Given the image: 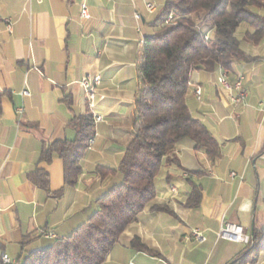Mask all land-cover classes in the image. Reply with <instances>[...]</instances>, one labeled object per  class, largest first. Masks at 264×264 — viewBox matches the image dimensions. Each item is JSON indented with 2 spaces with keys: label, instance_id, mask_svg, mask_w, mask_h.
I'll use <instances>...</instances> for the list:
<instances>
[{
  "label": "crops",
  "instance_id": "0c3cea01",
  "mask_svg": "<svg viewBox=\"0 0 264 264\" xmlns=\"http://www.w3.org/2000/svg\"><path fill=\"white\" fill-rule=\"evenodd\" d=\"M160 2L166 0H0V91L8 93L0 112V260L6 254L12 264H23L31 253L68 237L93 215L96 201L122 182L120 174L102 181L96 169L118 168L133 137L138 61L142 41L158 32L153 23ZM83 5L90 19L81 17ZM242 47L256 60L234 62L228 79L233 84L246 74L245 105H233L231 91L219 82L227 76L222 69L190 76L188 107L218 140L221 157L213 163L205 150H195L193 140H181L180 167L162 168L157 197L104 264H231L247 245L219 238L226 223L264 235V41ZM87 75L101 77L94 108L80 85ZM67 96L72 109L64 102ZM88 109L96 135L77 185L69 187L62 159H39L46 145L75 139L69 122ZM96 116L103 120L96 123ZM36 169L48 173L49 191L29 180ZM189 180L202 188L198 207L187 203ZM154 205L174 214L154 211ZM196 230L204 242L194 237ZM135 238L159 256L134 249ZM253 264H264V251Z\"/></svg>",
  "mask_w": 264,
  "mask_h": 264
},
{
  "label": "trees",
  "instance_id": "16d2710c",
  "mask_svg": "<svg viewBox=\"0 0 264 264\" xmlns=\"http://www.w3.org/2000/svg\"><path fill=\"white\" fill-rule=\"evenodd\" d=\"M153 24L158 32L144 39L138 61L133 137L118 168L96 169L102 181L120 174L122 182L96 201V210L86 223L51 247L31 253L23 264H104L125 230L157 197L155 181L162 168L180 167L176 147L181 140H193L195 150H205L213 163L221 157L218 140L188 107L190 76L194 71L214 72L218 68L230 74L234 62L256 60L242 43L264 41V0H166ZM243 27L247 29L243 31ZM6 94L0 91V112ZM64 102L72 109L71 96ZM68 128L76 132L75 139L46 145L39 162L62 159L65 185L75 187L96 135L95 118L88 109L85 115L75 116ZM28 178L49 191L47 172L36 169ZM189 183L187 203L198 207L202 188L192 180ZM152 209L174 214L165 206L154 205ZM131 246L159 256L139 238L132 240ZM262 251L264 235L255 231L234 264L256 263Z\"/></svg>",
  "mask_w": 264,
  "mask_h": 264
},
{
  "label": "built area",
  "instance_id": "2783aa9c",
  "mask_svg": "<svg viewBox=\"0 0 264 264\" xmlns=\"http://www.w3.org/2000/svg\"><path fill=\"white\" fill-rule=\"evenodd\" d=\"M35 1L41 2L42 0H35ZM147 9L150 13H153L155 11V7L152 3L147 4ZM81 17L84 19H90L91 18L89 9L86 5L82 6ZM137 18H139V17H137ZM172 19L168 23H170L172 21ZM9 26L11 29L12 28L11 21H9ZM142 44H144V40L142 41ZM86 79H94L95 80V88H88L86 86ZM219 80H225V88L228 91H231V94H232L231 99H232L233 105L241 106V105L246 104L247 98L249 96V91L246 87V81H247L246 74H244V73L239 74L233 84H231L229 82L228 74H227V76H221L219 78ZM100 84H101V77L91 76V75L85 76L80 82V85L82 88H88V93H92L93 108L95 107V105L99 101V99H101V97H99V95L96 91L97 87ZM27 94H28L27 92H24V95H27ZM196 94H197L198 100H201V95H202L201 89H198L196 91ZM18 112H19V114H22L23 109H19ZM102 120L103 119L101 117L96 116V123L101 122ZM92 143H93V141L91 142V145H92ZM231 177L232 178L236 177V174L232 173ZM170 191L173 194H175V193H177V188L175 186H170ZM193 235L198 241H200V242L205 241V238L197 230L194 231ZM45 236L48 238H53V239L56 238V235L54 233H46ZM219 238L243 243L247 246L251 243L250 234L246 233L245 230L243 229V227H241L239 225L231 224V223H226L224 225V227L221 229V231L219 233ZM0 264H12V262H11L9 256L4 254L2 256V259L0 260ZM129 264H135V263L130 262Z\"/></svg>",
  "mask_w": 264,
  "mask_h": 264
},
{
  "label": "bare ground",
  "instance_id": "6f19581e",
  "mask_svg": "<svg viewBox=\"0 0 264 264\" xmlns=\"http://www.w3.org/2000/svg\"><path fill=\"white\" fill-rule=\"evenodd\" d=\"M226 75V74H225ZM220 84H222L225 88V80H219ZM86 86L88 88H95V80L94 79H86ZM88 88H83L85 90V93L87 95L88 98V102L89 104L93 103V97H92V93H88ZM92 142V141H91Z\"/></svg>",
  "mask_w": 264,
  "mask_h": 264
},
{
  "label": "rangeland",
  "instance_id": "374dc122",
  "mask_svg": "<svg viewBox=\"0 0 264 264\" xmlns=\"http://www.w3.org/2000/svg\"><path fill=\"white\" fill-rule=\"evenodd\" d=\"M158 4H159V3H158ZM160 4H161V6H162V5L164 6L165 3H161V2H160ZM157 6H158V5H157ZM159 7H160V5H159ZM160 10H161V8H160ZM91 141H92V140H91Z\"/></svg>",
  "mask_w": 264,
  "mask_h": 264
},
{
  "label": "water",
  "instance_id": "95a60500",
  "mask_svg": "<svg viewBox=\"0 0 264 264\" xmlns=\"http://www.w3.org/2000/svg\"><path fill=\"white\" fill-rule=\"evenodd\" d=\"M234 263H235V261L233 263H231V264H234Z\"/></svg>",
  "mask_w": 264,
  "mask_h": 264
}]
</instances>
